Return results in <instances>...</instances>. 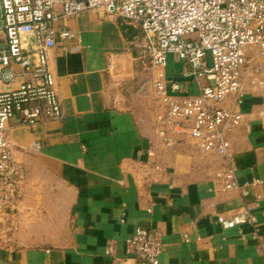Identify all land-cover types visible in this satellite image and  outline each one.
<instances>
[{"label": "crops", "instance_id": "1", "mask_svg": "<svg viewBox=\"0 0 264 264\" xmlns=\"http://www.w3.org/2000/svg\"><path fill=\"white\" fill-rule=\"evenodd\" d=\"M67 27L74 39L52 52L61 118L30 128L13 121L7 134L25 181L0 264H134L122 241L137 228L160 231L162 264H264L262 206L256 232L215 220L242 206L235 191L209 190L222 160L197 156L187 139L153 147L150 83L133 61L132 30L102 11L81 12ZM181 70L168 56L166 75ZM242 113L228 136L235 178L260 180L264 197V97L245 99ZM110 240L113 258L104 255Z\"/></svg>", "mask_w": 264, "mask_h": 264}, {"label": "built area", "instance_id": "2", "mask_svg": "<svg viewBox=\"0 0 264 264\" xmlns=\"http://www.w3.org/2000/svg\"><path fill=\"white\" fill-rule=\"evenodd\" d=\"M85 11H102L132 30L133 61L150 83L153 147L187 139L197 156L220 158L209 190L235 191L242 206L215 220L223 230L247 225L256 232L261 181L237 182L228 136L241 124L243 101L264 97V0H0V238L11 241L16 232L11 210L25 181L7 134L13 121L30 128L61 118L52 52L74 39L67 22ZM168 56L182 65L175 77L166 75ZM116 245L108 241L104 255L113 258ZM122 245L134 264H162L155 228H137Z\"/></svg>", "mask_w": 264, "mask_h": 264}, {"label": "rangeland", "instance_id": "3", "mask_svg": "<svg viewBox=\"0 0 264 264\" xmlns=\"http://www.w3.org/2000/svg\"><path fill=\"white\" fill-rule=\"evenodd\" d=\"M139 75L143 76L142 74L139 73Z\"/></svg>", "mask_w": 264, "mask_h": 264}]
</instances>
